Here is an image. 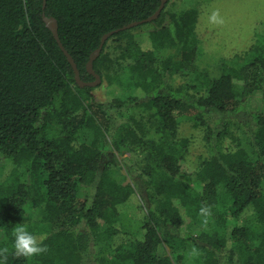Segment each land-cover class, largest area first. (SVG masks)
I'll return each instance as SVG.
<instances>
[{
	"label": "trees",
	"instance_id": "trees-1",
	"mask_svg": "<svg viewBox=\"0 0 264 264\" xmlns=\"http://www.w3.org/2000/svg\"><path fill=\"white\" fill-rule=\"evenodd\" d=\"M170 3L106 41L94 69L132 93L105 104L77 82L46 17L90 82L87 65L104 35L150 17L162 0H0V248L9 247L8 264H176L174 256L264 264V107L249 105L258 90L264 100V28L212 74L195 64L198 7ZM192 67L194 80L175 84ZM182 116L203 127L212 151L194 180L182 173L191 143L179 135ZM109 150L131 154L132 183ZM127 214L140 225L116 245ZM18 223L49 251L12 255Z\"/></svg>",
	"mask_w": 264,
	"mask_h": 264
},
{
	"label": "rangeland",
	"instance_id": "rangeland-1",
	"mask_svg": "<svg viewBox=\"0 0 264 264\" xmlns=\"http://www.w3.org/2000/svg\"><path fill=\"white\" fill-rule=\"evenodd\" d=\"M187 5H196L199 9L196 23V37L199 41L200 51L195 64L201 70L212 74L219 72L218 67L222 59L233 57L249 49L256 39V33L259 29L264 28V0H171L169 7L181 9ZM213 13L217 14L216 23L209 21V17ZM150 28V26L146 25L140 31H146L140 35L142 43L145 42L144 38ZM193 78L194 72L192 67L175 74L174 82L175 84L188 83L192 82ZM129 93H132V88L129 89L125 85L123 87L119 82L107 79L96 86L94 90L97 100L105 104H109L116 98L125 99ZM262 93V90H258L252 97L249 104L251 108L258 109L264 107ZM111 114L118 121L122 120V114L117 110H112ZM179 135L191 139L188 157L182 164V173L184 178L194 180L197 174L196 171L202 160L208 157L212 151L206 141L203 127L195 126L194 121L190 117H180ZM230 141L227 139L225 143H230ZM106 154L110 158H116L121 161V174L126 176L124 183H132L133 179L128 173L125 161L126 157L131 156V154L117 150H109ZM123 220L126 224L125 229L127 232L120 234L114 240V244L116 245L123 244L124 241L131 238L140 225L139 221L134 219L131 214L125 215ZM191 220L190 217H187L185 222L187 228L190 226ZM196 230L199 231L198 229ZM173 260L176 264H191V259L181 262L174 256Z\"/></svg>",
	"mask_w": 264,
	"mask_h": 264
},
{
	"label": "clouds",
	"instance_id": "clouds-1",
	"mask_svg": "<svg viewBox=\"0 0 264 264\" xmlns=\"http://www.w3.org/2000/svg\"><path fill=\"white\" fill-rule=\"evenodd\" d=\"M211 23L217 22V14L213 13L209 17ZM211 207L207 204L201 206L199 215L204 218V223L211 216ZM12 252L16 258H25L26 260L32 257L45 254L49 251L48 245L44 243V237H38L27 228L26 224L18 223L12 229ZM10 249L7 246L0 248V264H8Z\"/></svg>",
	"mask_w": 264,
	"mask_h": 264
},
{
	"label": "water",
	"instance_id": "water-1",
	"mask_svg": "<svg viewBox=\"0 0 264 264\" xmlns=\"http://www.w3.org/2000/svg\"><path fill=\"white\" fill-rule=\"evenodd\" d=\"M167 1L168 0H162V4L159 7V9L153 15H151L150 17H148L146 19H143V20H140V21H134L132 23H129V24L123 26L122 28H119L117 30H113V31L108 32L107 34L104 35L100 47L96 50L95 54L91 57L90 61L88 62V65H87L88 70L95 76V80L90 81V82L82 80L79 68L77 66V63L75 62V60L72 57V55L66 50V48L63 45V43L61 42V39H60L59 34H58V23H57V20L55 18H49V17H46V20H47L49 26L51 27V29L54 31L58 42L60 43L61 47L63 48V50L67 54L70 62L73 65L74 70H75V74H76L77 82L81 86H93V87H96V86H98L99 84L102 83L103 79H102L101 75L95 71V69H94V61L101 54V52L103 50V47H104L106 41L109 39V37L112 36L113 34L117 33V32L122 31V30L130 29V28L136 27L138 25H141V24H144V23H148V22H152V21L156 20L157 18H159L160 14L162 13L163 9L165 8ZM45 6H46V0H45Z\"/></svg>",
	"mask_w": 264,
	"mask_h": 264
}]
</instances>
